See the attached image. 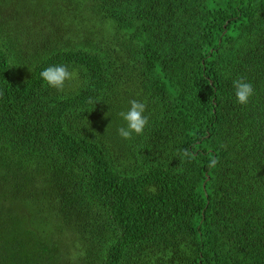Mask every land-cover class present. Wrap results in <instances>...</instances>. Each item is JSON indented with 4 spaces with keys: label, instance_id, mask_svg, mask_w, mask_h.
<instances>
[{
    "label": "trees",
    "instance_id": "1",
    "mask_svg": "<svg viewBox=\"0 0 264 264\" xmlns=\"http://www.w3.org/2000/svg\"><path fill=\"white\" fill-rule=\"evenodd\" d=\"M0 264H264V0H0Z\"/></svg>",
    "mask_w": 264,
    "mask_h": 264
},
{
    "label": "clouds",
    "instance_id": "2",
    "mask_svg": "<svg viewBox=\"0 0 264 264\" xmlns=\"http://www.w3.org/2000/svg\"><path fill=\"white\" fill-rule=\"evenodd\" d=\"M76 75L75 70L69 71L65 65H53L44 68L40 72L41 80L50 88L62 92L65 88L67 81L72 80ZM234 96L236 102L241 105H246L249 99L254 95L253 85L246 81L245 78H239L233 81ZM130 107L127 111H121L118 115L125 122V126L117 129L118 134L123 139H131L133 134L141 135L148 124V117L144 115L146 111V103L136 99L129 101ZM181 160L187 159L191 161L194 159V155L187 149H184L180 153ZM218 163L216 158H211L209 167L215 168ZM150 192H155V187L148 189Z\"/></svg>",
    "mask_w": 264,
    "mask_h": 264
}]
</instances>
